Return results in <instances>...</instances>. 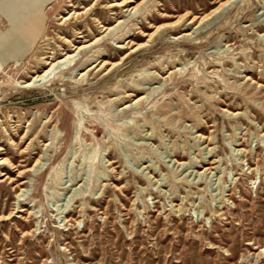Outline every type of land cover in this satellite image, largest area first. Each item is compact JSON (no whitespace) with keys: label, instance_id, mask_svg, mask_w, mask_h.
<instances>
[{"label":"rangeland","instance_id":"rangeland-1","mask_svg":"<svg viewBox=\"0 0 264 264\" xmlns=\"http://www.w3.org/2000/svg\"><path fill=\"white\" fill-rule=\"evenodd\" d=\"M122 1L0 0V264H264V0Z\"/></svg>","mask_w":264,"mask_h":264},{"label":"bare ground","instance_id":"bare-ground-1","mask_svg":"<svg viewBox=\"0 0 264 264\" xmlns=\"http://www.w3.org/2000/svg\"><path fill=\"white\" fill-rule=\"evenodd\" d=\"M45 2H46V0H45ZM234 2H235V0L223 1L209 15H206V16L201 17V18H193L192 20H190V24H192L193 22H196V21H198V23L201 24L205 20H207L210 15L218 12L219 10H222V9L224 10L226 7L231 6V4H234ZM131 3H134V1L133 0H124V1L120 2L119 5H115V4L111 5L110 4L109 7H107V8L110 9V8H114V7L116 8V7H126V6L131 7V6H129ZM140 6H141V4H138L135 7L128 8V10H129V12L134 11V13H135L139 9ZM41 9H42V5H36V7L29 9V11L27 13L22 15L19 19V22L17 24H15L14 26H12L11 32H10V37H11L10 39L6 36L4 37L3 34L0 35V45H2L4 47V49H3L4 53H9L10 49H13L12 43L14 41L18 42V44L20 45V49H23V50L25 49L26 51L28 50V46L31 47L32 45L35 44L37 39L40 37V33L42 31V23L44 22L43 21L44 15H43ZM104 27L105 26H102V28H104ZM104 30L106 32L107 31L112 32L113 28L107 27V28H104ZM76 38H82L83 41H78V40L69 41L68 42L69 47L67 49H64L59 57H57V55H59V54L51 55L49 57H44L42 59L43 60L42 64H43L45 70H43V72L41 74H37V75L33 76L32 78H30L31 80L29 82L25 83V87L39 86L43 83L48 82L51 78L57 76L58 74H61L62 72L66 71V70H70L71 68L76 66V62H75L76 59L75 58L77 55L75 56L72 53L77 51V50H78V53H81L82 51H85L87 49V46H85V44L87 42L86 41L87 36L80 35L79 37H76ZM10 41H13V42H10ZM99 41H100V39L95 40V42L91 43L90 46L98 43ZM79 43H83V44L80 46ZM71 47H72V49H71ZM16 52H18V50H16L15 52H12V53H16ZM83 64H85V63H83ZM106 65H107V63L104 62L101 65V68H103ZM95 68L96 67H93V69H95ZM85 75H87V73L83 74L82 76L84 77ZM134 99H135V97H134Z\"/></svg>","mask_w":264,"mask_h":264}]
</instances>
